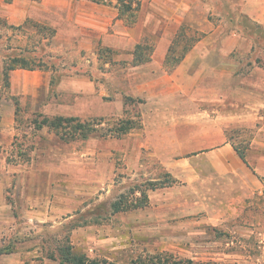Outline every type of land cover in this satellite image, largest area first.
Returning <instances> with one entry per match:
<instances>
[{"label": "rangeland", "instance_id": "1", "mask_svg": "<svg viewBox=\"0 0 264 264\" xmlns=\"http://www.w3.org/2000/svg\"><path fill=\"white\" fill-rule=\"evenodd\" d=\"M35 1L20 23L0 16V116H15L16 129L0 157L12 169L55 165L61 196L52 193L49 205L60 200L62 211L43 224L19 225L5 244L23 251V264H59L69 253L99 264H159L158 254L195 263L264 264V26L233 12L231 0H197L194 19L216 22L225 34L241 33L237 49L227 55L233 69L224 79L239 84V99L225 90L224 101L192 102L186 107L192 131L184 134L172 116H148L144 124L142 113L153 106L134 95L128 79L131 65L150 59L155 33L144 30L136 41L108 39L115 26L105 33L80 28L72 10L45 9ZM135 3L129 0L121 10L128 27L136 18ZM186 38L174 42L163 69L171 68ZM9 58L17 60L16 69L42 66L49 72L44 97L33 103L30 92H12L11 72L8 83L2 75ZM70 77L83 79L76 88L60 86ZM248 98L255 109L246 106ZM164 109L172 111L170 105ZM248 111L253 118L239 123ZM57 116L78 119L69 127L40 124H57ZM122 120L130 128L116 137ZM237 150L245 152L246 162ZM152 183L160 187L150 190ZM142 190L146 205L112 211L117 197L130 202ZM6 191L14 206L13 186Z\"/></svg>", "mask_w": 264, "mask_h": 264}, {"label": "crops", "instance_id": "2", "mask_svg": "<svg viewBox=\"0 0 264 264\" xmlns=\"http://www.w3.org/2000/svg\"><path fill=\"white\" fill-rule=\"evenodd\" d=\"M2 1L4 0H0L2 11L0 16L5 17L7 22L12 24L24 21L27 9L33 3H37L35 0H5V3ZM231 3L233 12L242 14L253 24L264 26V0H231ZM196 4L201 3L197 0H136L134 7L136 18L131 27H128L121 19V10L124 8L120 0H40L39 2V6L45 9L72 10L74 14L71 20L80 28L96 29L105 33L113 26L117 27V29L114 27V33H110L108 39L136 41L141 39L144 30L155 33L156 44L150 59L131 65L128 79L133 86L134 95L144 99L145 104L150 103L153 106V111L150 113H142L144 124L148 121V116H153V119L159 121L164 116H172V119L179 121L184 134H190L192 131L191 111L186 109L192 102L201 99L224 101L225 90L230 91L232 98L239 99L237 97L239 84L234 83V80L229 82L224 79L229 78L228 74L229 72L231 74L233 69V64L227 63V55L235 47L237 49L241 33L234 34L231 31V34H225L220 31L221 25L216 22L214 24L208 19L202 22L194 19L193 7ZM193 33L198 39L191 48L173 67L163 69L171 42L181 37V39L187 36L190 38ZM160 70L164 75H160ZM32 77L37 80L32 81ZM48 79L49 72L41 69H14L11 71V90L17 94L30 92L34 103L41 96H45ZM80 79L83 78H62L60 86L71 84L72 88H76ZM88 90H91L90 87ZM218 104L222 105V102ZM165 105H170L173 112H166ZM246 106L251 107V110L255 109L254 98L252 101L248 98ZM13 113L15 114V109ZM253 114L254 112L248 111L247 115L240 114L237 120L239 123H245L253 118ZM14 122L15 116H0V155L7 152V148L12 145L15 138ZM239 159L241 160L240 157ZM55 169V165L45 162L27 169L20 165L12 169L6 163L5 156L0 157V264L24 262L23 251H20L19 247L14 248L5 244L8 234L16 231L21 224L28 226L29 223L43 224L62 211V208L56 205L60 200L54 199L55 204L49 205V197L52 193L57 198L61 196L54 183V177L59 173ZM9 185L13 186L14 206L6 197V189ZM8 246L14 249L2 251Z\"/></svg>", "mask_w": 264, "mask_h": 264}, {"label": "trees", "instance_id": "3", "mask_svg": "<svg viewBox=\"0 0 264 264\" xmlns=\"http://www.w3.org/2000/svg\"><path fill=\"white\" fill-rule=\"evenodd\" d=\"M122 3V6H129L128 2L129 0H120ZM127 5V6H126ZM130 7V6H129ZM182 38V37H181ZM178 39V40H181ZM198 39L197 36H191L188 39H185V44H183L181 51L178 54H175V58L174 60V64L177 63V61H179L182 56L191 48V46L194 44V42ZM178 40H173L171 45L168 48L169 53H167L166 58H165V62H167L169 59L168 57H172L175 53L176 50V45L174 42L178 41ZM187 42V43H186ZM9 61L11 62H4L3 63V67H2V75H3V79L5 81H7L8 83V77L10 75V72L14 69H16L17 67V60L13 59V58H9ZM173 65L171 67H173ZM20 68H24L26 69L27 67L24 65H20ZM36 67L30 66L27 69L29 70H33ZM37 69H42V66H37ZM15 113L18 112V102H15ZM56 119L59 121V123H54L53 121H48L47 119H45L44 121H42L40 124L41 125H50V127H61L63 123H68V127H69V122H74L77 121V117L74 116H68V117H62V116H57ZM126 120H122L120 123L121 125L119 126V128H116V132L117 134L116 137H119L123 134H125L127 132V130L130 127H126V126H122L126 123ZM74 127V126H73ZM110 131V130H109ZM108 135H111V133H109ZM83 137H86V135H83ZM238 156L241 158V160L243 162H246V156H245V152H239L238 150L236 151ZM160 186H158L156 183H152L151 186H149L150 190H154L156 188H159ZM148 198H147V193L145 190L141 191V195L140 197H136L134 200L130 201V202H126L125 196L124 195H120L119 197H117V199H115L112 204H111V208L113 212H119V211H126V210H130L133 208H137V207H142L144 205L147 204ZM14 248H10L5 247L3 248L2 251H12ZM158 259V263L159 264H163L162 261H165L166 264H216V263H207V262H201V263H195L192 260L188 259V260H178L176 258H174L171 254H168L166 257H162L161 254H158L157 256ZM64 259L66 262H68L69 264H85V261H88L87 264H99L97 261L94 260H87V258L83 257L82 255H76L74 253H69V255H61V258L59 260V264H64Z\"/></svg>", "mask_w": 264, "mask_h": 264}]
</instances>
